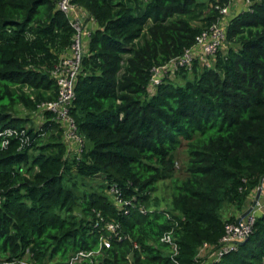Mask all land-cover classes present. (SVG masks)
I'll use <instances>...</instances> for the list:
<instances>
[{
	"label": "trees",
	"instance_id": "trees-1",
	"mask_svg": "<svg viewBox=\"0 0 264 264\" xmlns=\"http://www.w3.org/2000/svg\"><path fill=\"white\" fill-rule=\"evenodd\" d=\"M57 3L0 0V130L30 137L19 148L0 136V264H68L81 252L73 264H264V211L245 241L214 255L264 177V0L232 6L222 47L155 85L153 68L227 0H72L90 30L69 108L76 149L55 114L34 116L56 99L52 71L73 42ZM99 216L119 226L108 246Z\"/></svg>",
	"mask_w": 264,
	"mask_h": 264
},
{
	"label": "built area",
	"instance_id": "built-area-1",
	"mask_svg": "<svg viewBox=\"0 0 264 264\" xmlns=\"http://www.w3.org/2000/svg\"><path fill=\"white\" fill-rule=\"evenodd\" d=\"M235 0H227L224 5L217 4L215 8L218 9L219 17L216 21L210 24L206 29L202 30L199 34L195 36L194 43L189 47L185 48L184 51L160 66L153 68L151 83L155 85L162 76L172 75L176 70L181 67H190L192 61L200 57L202 60L206 59L205 56L208 54H214L218 49H220L224 43L226 34L225 28L228 24L230 14L232 12V6ZM248 4V0H244ZM58 9L64 12L69 17V23L74 28V35L72 37V44L68 51L66 50L60 56L55 69L52 71L55 76L57 83V97L54 100L46 101L40 103L37 108L39 112L43 110L51 111L55 114L57 120L63 128V136L65 142L68 143L69 149H76L80 146L81 137L76 132L75 122L70 115L69 108L71 107L72 101L75 98V84L77 76L81 69V62L83 55L86 53V41L87 35L90 30L87 27V22L85 21L86 14L80 12L77 6L72 3V0H58ZM42 119L38 122L41 123ZM37 123V124H38ZM0 136L2 137V145L6 146L8 144L9 138L14 136L19 140V148L29 142V135L24 129L16 128H5L0 130ZM257 189H260V185ZM116 192L117 189H114ZM2 190L0 189V201L2 200ZM129 202H124L128 204ZM124 208V214H128V209ZM141 211H144L141 206L139 207ZM264 211V202L256 200L255 205L252 210L244 216L239 224L226 223L224 227V234L220 239V246L214 253L215 257H220L223 253L229 251L233 248V243L239 240H243L248 236L251 231V226L253 224L256 212ZM105 229L108 233L107 236L103 238V243L108 246L110 237H116L118 235V224L113 221L105 220L104 217L99 216V220L96 221L95 225H99ZM161 240L171 247V257L178 252V244L173 239L171 231L165 232ZM208 247L207 243H203L201 246V252ZM87 254L79 253L72 257L68 264H73L76 260L80 259L81 256Z\"/></svg>",
	"mask_w": 264,
	"mask_h": 264
},
{
	"label": "crops",
	"instance_id": "crops-1",
	"mask_svg": "<svg viewBox=\"0 0 264 264\" xmlns=\"http://www.w3.org/2000/svg\"><path fill=\"white\" fill-rule=\"evenodd\" d=\"M245 7H246V3L244 2V0H235L234 5H233L234 12L237 10H242ZM87 27H88V24H87ZM258 190H260V193L258 196L259 200H264V177L262 178V182L260 184V189H258ZM255 193L253 195H255Z\"/></svg>",
	"mask_w": 264,
	"mask_h": 264
},
{
	"label": "water",
	"instance_id": "water-1",
	"mask_svg": "<svg viewBox=\"0 0 264 264\" xmlns=\"http://www.w3.org/2000/svg\"><path fill=\"white\" fill-rule=\"evenodd\" d=\"M259 193H260V190L257 189V192H256L254 199L252 200L251 204L235 219L236 224H239L240 220L252 210L253 206L256 203V200L258 199ZM246 238H247V236L242 241H239V242L245 241Z\"/></svg>",
	"mask_w": 264,
	"mask_h": 264
},
{
	"label": "rangeland",
	"instance_id": "rangeland-1",
	"mask_svg": "<svg viewBox=\"0 0 264 264\" xmlns=\"http://www.w3.org/2000/svg\"><path fill=\"white\" fill-rule=\"evenodd\" d=\"M22 111H23V112L21 113L22 116H26V113H27V112H26L25 110H22ZM34 116H35V115H34ZM33 125H35L34 122H33ZM73 152H74V151H73ZM256 192H257V191H256ZM164 193H165V192H164L162 189H161L160 192H159L160 195H162V194H164ZM255 194H256V193H255ZM254 196H255V195H253V197L251 198L252 200L254 199ZM251 202H252V201H251ZM263 202H264V200H262V203H263ZM250 204H251V203H250ZM250 204H249V205H250ZM249 205H248V206H249ZM248 206H247V207H248Z\"/></svg>",
	"mask_w": 264,
	"mask_h": 264
}]
</instances>
